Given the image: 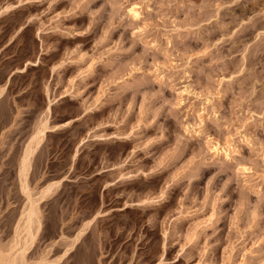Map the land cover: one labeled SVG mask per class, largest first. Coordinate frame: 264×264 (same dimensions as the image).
Returning a JSON list of instances; mask_svg holds the SVG:
<instances>
[{
  "label": "rangeland",
  "instance_id": "obj_1",
  "mask_svg": "<svg viewBox=\"0 0 264 264\" xmlns=\"http://www.w3.org/2000/svg\"><path fill=\"white\" fill-rule=\"evenodd\" d=\"M4 88L5 254L48 118L26 264H264V0H0Z\"/></svg>",
  "mask_w": 264,
  "mask_h": 264
},
{
  "label": "bare ground",
  "instance_id": "obj_2",
  "mask_svg": "<svg viewBox=\"0 0 264 264\" xmlns=\"http://www.w3.org/2000/svg\"><path fill=\"white\" fill-rule=\"evenodd\" d=\"M129 14H130V17H132L134 20H138L142 17L141 11L136 7L131 8L129 10ZM24 71H25V68L22 70H19V72H24ZM4 95H5V88L0 90V99H2L4 97ZM52 106H53V103L50 104L48 109L46 110L48 113L51 111ZM37 129L38 130L36 131V133H34L33 139H31L32 140L31 145H28L24 151V155L21 159L20 167H19V176H20L21 184H22L21 189L24 192V195L26 196L25 200H26L27 206L25 205L26 208H25L24 212H22L23 214L21 215L22 216L21 220L23 219V222H24L22 225L24 227L22 228V226H20V228H22V229L21 230L19 229L18 233H25V235H26L25 239L26 240L18 239L17 242H15L16 246H21V247L17 248V252H15L16 246L15 247L13 246L15 251L13 252L12 250H8L9 251L8 254H5V252H4V251H6V250H4L5 248L2 250L0 247V264H26L25 263V255H24V253L26 252V249H24L25 245H26L25 243L28 241L27 238H29V240H30V238H32V240H33L34 236H33V234H31L32 233L31 229L34 227L35 223H36V225H40V223L38 222L39 221L38 209H40L39 205L43 202L46 195L49 194V192L51 190H53L52 187H49L37 199L33 196V194H32L33 190L31 188H29L28 183H27V178L29 176L28 174H29V170H30L29 168L32 166L30 164L31 160H32L31 158H33V156L35 155V152L38 149L37 147L43 143L45 135L49 132H54L57 128L50 127L49 126V120L47 118V120L41 122V126ZM231 149L221 150V153H223V156L226 159H229L231 157V155L233 154L234 150L232 151ZM20 235L18 236L19 238L22 237Z\"/></svg>",
  "mask_w": 264,
  "mask_h": 264
}]
</instances>
